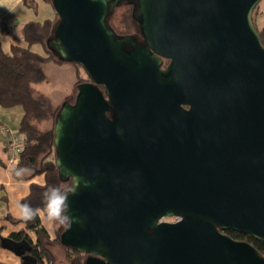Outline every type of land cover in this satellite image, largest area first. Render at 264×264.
Segmentation results:
<instances>
[{
	"label": "water",
	"instance_id": "water-1",
	"mask_svg": "<svg viewBox=\"0 0 264 264\" xmlns=\"http://www.w3.org/2000/svg\"><path fill=\"white\" fill-rule=\"evenodd\" d=\"M122 1L52 0L48 47L89 78L55 124L61 178L77 187L62 244L84 264H264L225 233L264 240L261 0H138L146 46L109 24ZM2 247L24 260L32 248Z\"/></svg>",
	"mask_w": 264,
	"mask_h": 264
},
{
	"label": "trees",
	"instance_id": "trees-1",
	"mask_svg": "<svg viewBox=\"0 0 264 264\" xmlns=\"http://www.w3.org/2000/svg\"><path fill=\"white\" fill-rule=\"evenodd\" d=\"M25 5L38 9V0H23ZM49 4L53 9L52 0H41ZM260 3V2H259ZM259 6V4H258ZM258 6L253 12V21L258 29L264 43V29L258 27L255 18ZM121 7V6H119ZM113 18H110L114 28L119 30L115 21L116 10ZM55 10V9H54ZM47 17L43 20H31L22 27V34L25 44L13 43L6 49L0 40V105L9 108L22 106L24 116L18 129L22 137L23 144L19 151V161L13 169L14 177L17 179L31 181L30 192L21 199V204L27 203L36 214L31 219L7 218L16 224L23 225L18 231H13L9 237L15 240L25 239L31 245V250L27 251L29 259H22L23 264H56V258L51 250L50 244L61 243V231L53 227L54 235L51 230L43 223L41 212L47 215V208L44 198L46 189L58 186L62 190H67L72 186V179L64 180L61 178L58 164L56 161L55 147V124L65 100L72 101L76 94L64 100H56L41 91L39 83L47 81V74L44 65L48 62L70 63L61 60L49 47L47 40L52 36L56 19ZM124 24L123 30L129 28L131 18L124 14L120 20ZM39 46L42 51L35 47ZM77 69L74 88L80 83L88 80V75H83L82 65L71 63ZM51 121L48 127H43V122ZM18 169L24 172L17 175ZM42 177V182L34 181L35 178ZM0 219V249L2 248L3 225ZM55 224L59 221L54 220ZM62 225V224H61ZM63 228V225L61 226ZM65 228V227H64ZM225 233L238 240L251 242L264 256V240H258L250 234H245L232 229L225 230ZM68 250V258L71 264H84L87 255L76 249L65 246ZM0 264H8L0 261Z\"/></svg>",
	"mask_w": 264,
	"mask_h": 264
},
{
	"label": "crops",
	"instance_id": "crops-1",
	"mask_svg": "<svg viewBox=\"0 0 264 264\" xmlns=\"http://www.w3.org/2000/svg\"><path fill=\"white\" fill-rule=\"evenodd\" d=\"M38 1L39 8L34 9L25 5L23 0H0V40L6 49H9L14 43L12 41L13 37L17 40L16 44H25L22 34L23 25L33 20L31 19L32 11L39 10L43 7V4L49 5L41 0ZM48 12V17H55V10L51 6ZM76 71L77 69L74 66L75 81ZM73 89V94H76L77 90H75L74 84ZM23 116L24 109L22 106L5 108L0 105V219H2L3 236H9L11 232L18 231L23 226L21 224H16L13 222L14 219L10 220L7 217L12 216L15 219L22 218L20 201L30 192L31 181L20 180L14 177L13 169L17 162H13L11 159V148L3 132L5 126H9L12 130H18ZM34 181L42 182L43 178L37 177ZM40 214L42 219L46 216L44 212ZM46 217H48V215ZM0 261L8 264H23L20 256L3 247L0 249Z\"/></svg>",
	"mask_w": 264,
	"mask_h": 264
},
{
	"label": "rangeland",
	"instance_id": "rangeland-1",
	"mask_svg": "<svg viewBox=\"0 0 264 264\" xmlns=\"http://www.w3.org/2000/svg\"><path fill=\"white\" fill-rule=\"evenodd\" d=\"M258 6V5H257ZM256 6V7H257ZM48 10H50V6L43 4V7L37 11L31 12V19L33 20H43L48 17ZM129 10L127 6H121L116 10L115 14V21L119 27L120 31H123L124 24L120 21L126 11ZM58 18L56 19V21ZM255 22L258 27L264 29V0H261L258 6V12L256 14ZM14 36V35H13ZM14 43H17L15 37L12 38ZM38 51L40 47H35ZM42 51V49L40 50ZM45 72L47 74V81H43L39 83L40 90L44 93L48 94L49 96L55 98L56 100H64L65 98H70L74 93L73 84L75 81V73H74V66L71 63H64V64H55L53 62L46 63L44 65ZM83 75L86 77L88 74L85 70H83ZM75 98H73V102ZM66 101V100H65ZM51 121L43 122V127H48ZM15 130V129H14ZM18 132V130H15ZM19 155V154H18ZM47 216V215H46ZM43 217V223L51 230L52 235H54L53 227L59 229L61 233L64 231L62 225L58 222L57 224L54 223L52 219H49V216ZM51 250L53 251L56 264H71V260L68 258V250L67 248L61 243H55L53 245L50 244Z\"/></svg>",
	"mask_w": 264,
	"mask_h": 264
},
{
	"label": "clouds",
	"instance_id": "clouds-1",
	"mask_svg": "<svg viewBox=\"0 0 264 264\" xmlns=\"http://www.w3.org/2000/svg\"><path fill=\"white\" fill-rule=\"evenodd\" d=\"M23 172L24 169H18L17 175H20ZM76 190L77 187L62 190L58 186H52L46 189L44 192L47 215L50 219L59 221V223L64 225L65 228H69L72 225V219L69 212L70 204L68 201V197ZM20 207L22 209V218L25 220L31 219L36 214L32 207L27 203L21 204Z\"/></svg>",
	"mask_w": 264,
	"mask_h": 264
},
{
	"label": "flooded vegetation",
	"instance_id": "flooded-vegetation-1",
	"mask_svg": "<svg viewBox=\"0 0 264 264\" xmlns=\"http://www.w3.org/2000/svg\"><path fill=\"white\" fill-rule=\"evenodd\" d=\"M138 3H139L138 0H123L121 3H119V6H127L129 8V10H127L125 13V14H127V16H129L131 18V21H129V23H128L129 28L127 30L122 29L123 31L119 32L114 28L113 24L110 21V18H113L112 16H113L114 12L109 17V24L116 30L118 35H133L135 37V41H136L137 45L146 46L147 42H146V39H145V37L142 33V30H141V27H140L141 19L135 18L133 16L134 7ZM123 46H124L125 50H127V51H130L133 49V46L130 44L124 43ZM170 62H171L170 59L164 58L163 64H162V69H166L168 67V65L170 64ZM181 218L182 217L178 216V215H174L171 217L163 216L160 221L177 222ZM86 255L88 256V254H86Z\"/></svg>",
	"mask_w": 264,
	"mask_h": 264
},
{
	"label": "built area",
	"instance_id": "built-area-1",
	"mask_svg": "<svg viewBox=\"0 0 264 264\" xmlns=\"http://www.w3.org/2000/svg\"><path fill=\"white\" fill-rule=\"evenodd\" d=\"M3 132L11 148V154H12L11 159L13 162H18L19 161L18 154L23 144L22 137L19 135V133L12 130L9 126H5L3 128Z\"/></svg>",
	"mask_w": 264,
	"mask_h": 264
}]
</instances>
